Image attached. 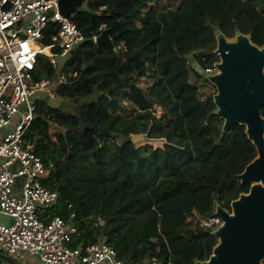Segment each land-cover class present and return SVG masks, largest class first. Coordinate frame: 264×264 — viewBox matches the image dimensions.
I'll use <instances>...</instances> for the list:
<instances>
[{"label":"trees","instance_id":"16d2710c","mask_svg":"<svg viewBox=\"0 0 264 264\" xmlns=\"http://www.w3.org/2000/svg\"><path fill=\"white\" fill-rule=\"evenodd\" d=\"M72 20L83 41L57 66L38 55L33 70H61L56 98L71 105L37 96L22 139L58 194L48 213L76 226L69 246L105 239L124 264L208 259L217 237L199 219L248 191L239 174L257 151L244 125L222 131L215 92L191 82L207 79L182 57L212 67L218 31L264 45V0H89ZM103 30L110 45L92 39ZM138 133L145 142L131 141Z\"/></svg>","mask_w":264,"mask_h":264},{"label":"built area","instance_id":"2783aa9c","mask_svg":"<svg viewBox=\"0 0 264 264\" xmlns=\"http://www.w3.org/2000/svg\"><path fill=\"white\" fill-rule=\"evenodd\" d=\"M58 5L59 0H0V217L8 219L0 218V253L13 258L24 252L44 264H124L105 239L68 245L77 228L71 219L48 213L58 194L41 183L46 167L22 144L35 98L56 99L55 88L67 81L61 70L54 78L36 79L37 56L45 54L57 66L83 41L72 20L76 11L64 16ZM53 25L58 26L54 33ZM46 37L50 42L45 45ZM204 70L209 74L215 68ZM199 220L211 230L222 223L216 214ZM0 264L10 263L0 259ZM149 264L157 260L152 257Z\"/></svg>","mask_w":264,"mask_h":264},{"label":"water","instance_id":"95a60500","mask_svg":"<svg viewBox=\"0 0 264 264\" xmlns=\"http://www.w3.org/2000/svg\"><path fill=\"white\" fill-rule=\"evenodd\" d=\"M84 0H59V11L69 16ZM96 42L111 44L107 30L96 37ZM74 50V49H73ZM71 50V52L73 51ZM214 53L218 60L213 63L214 72L205 70L193 59L192 67L212 83L216 92L213 102L215 113L223 119L222 131H229L235 124L245 126L247 137L256 147L257 155L239 174L242 183H249L230 202V209L215 206L214 215L222 223L211 232L217 242L208 259L195 264H263L264 260V45L252 43L249 34L237 32L226 37L216 33ZM145 134L131 135L133 143L145 142ZM0 259L10 264H25L0 253Z\"/></svg>","mask_w":264,"mask_h":264},{"label":"rangeland","instance_id":"374dc122","mask_svg":"<svg viewBox=\"0 0 264 264\" xmlns=\"http://www.w3.org/2000/svg\"><path fill=\"white\" fill-rule=\"evenodd\" d=\"M82 7H83V5H81V6L77 7V8H82ZM146 79H147V77H142L140 82H139V84H143L144 85ZM190 80H191V82L197 84L199 86V88L201 90L205 91V92H212V91L216 92L215 86L212 83H210L208 80H207V82H204L201 79L196 78L192 73H190ZM51 101H52L53 104L59 105L61 107H68L69 108V106L71 105V102H69L68 100H60L58 98L51 99ZM122 102L126 103V99H122ZM157 111H158V113L160 112L158 107H157ZM151 143L153 145H159L161 142L159 140H156V141H152ZM195 217H193V219L191 218L190 220L194 221ZM1 219L8 220L5 217H2ZM197 219H199L198 216H197ZM68 245H70V244L68 243ZM18 259L24 261L25 264H44L42 261H40L38 259L37 256L28 255V254H26L24 252L21 253V258H18Z\"/></svg>","mask_w":264,"mask_h":264},{"label":"crops","instance_id":"0c3cea01","mask_svg":"<svg viewBox=\"0 0 264 264\" xmlns=\"http://www.w3.org/2000/svg\"><path fill=\"white\" fill-rule=\"evenodd\" d=\"M21 253H18L17 255L13 256V258H14L15 261H17L19 263H25L24 261L18 259V258H21Z\"/></svg>","mask_w":264,"mask_h":264},{"label":"bare ground","instance_id":"6f19581e","mask_svg":"<svg viewBox=\"0 0 264 264\" xmlns=\"http://www.w3.org/2000/svg\"><path fill=\"white\" fill-rule=\"evenodd\" d=\"M44 51H47L46 49H44Z\"/></svg>","mask_w":264,"mask_h":264}]
</instances>
